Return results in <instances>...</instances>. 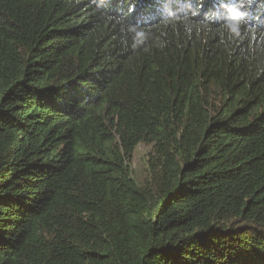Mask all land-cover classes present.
<instances>
[{
  "label": "trees",
  "instance_id": "trees-1",
  "mask_svg": "<svg viewBox=\"0 0 264 264\" xmlns=\"http://www.w3.org/2000/svg\"><path fill=\"white\" fill-rule=\"evenodd\" d=\"M98 5L0 0V264H264V0Z\"/></svg>",
  "mask_w": 264,
  "mask_h": 264
},
{
  "label": "clouds",
  "instance_id": "clouds-1",
  "mask_svg": "<svg viewBox=\"0 0 264 264\" xmlns=\"http://www.w3.org/2000/svg\"><path fill=\"white\" fill-rule=\"evenodd\" d=\"M79 2L80 0H77V3ZM90 2L92 4H95L96 6H99L98 0H90ZM99 3H103V0H99ZM196 4L198 7L193 8V10H191L190 12L192 16H196L203 9V0H196ZM164 7H165L164 4H161L162 10L164 9ZM134 11H135V5L130 4L129 12L127 13V15L130 16L131 13ZM242 15L243 14L239 12L238 8L231 10V17H230L231 23L226 25V27L228 28L230 32L238 34V30L240 27V20H241ZM106 18L109 21H115V23L120 25L121 34L122 35L127 34V36L131 40V43L128 45V47H131L132 49H135L137 45L144 42L148 33H150V31L144 25L129 23L127 22L124 16L112 17L109 15V16H106ZM162 22L165 25L169 23L167 19H164ZM121 44L124 45L123 41L121 42Z\"/></svg>",
  "mask_w": 264,
  "mask_h": 264
},
{
  "label": "rangeland",
  "instance_id": "rangeland-1",
  "mask_svg": "<svg viewBox=\"0 0 264 264\" xmlns=\"http://www.w3.org/2000/svg\"><path fill=\"white\" fill-rule=\"evenodd\" d=\"M150 148L146 145H139L133 154L132 160L130 161V171L133 178L140 182L145 176L147 154Z\"/></svg>",
  "mask_w": 264,
  "mask_h": 264
}]
</instances>
